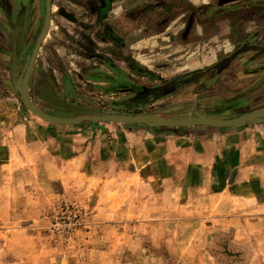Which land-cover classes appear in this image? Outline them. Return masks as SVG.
Returning a JSON list of instances; mask_svg holds the SVG:
<instances>
[{"label": "rangeland", "instance_id": "374dc122", "mask_svg": "<svg viewBox=\"0 0 264 264\" xmlns=\"http://www.w3.org/2000/svg\"><path fill=\"white\" fill-rule=\"evenodd\" d=\"M226 1L224 7L241 6L223 25L240 24L234 44L225 46L229 55L236 49L237 56L221 66L225 74L203 75L209 85L201 91V79L192 74L161 76L148 69L131 42L109 45L97 27L91 33L55 21L50 41L36 57L28 94L59 115L235 117L263 109L264 51L254 45H264V0ZM81 2L89 10L96 2L106 3ZM19 3L0 0V93L11 94L24 111L43 120L26 108L19 88L43 27L45 0H28L24 7ZM135 9L129 18L137 16ZM213 26L206 25V31L219 28ZM228 32L232 36L231 27ZM170 81L180 83L162 98L161 86ZM210 96L217 105L205 102ZM137 98L144 103L134 105ZM15 153L0 158V264H264V197L201 194L179 199L142 182L98 185L75 177V171L55 177L38 155Z\"/></svg>", "mask_w": 264, "mask_h": 264}, {"label": "crops", "instance_id": "0c3cea01", "mask_svg": "<svg viewBox=\"0 0 264 264\" xmlns=\"http://www.w3.org/2000/svg\"><path fill=\"white\" fill-rule=\"evenodd\" d=\"M81 1L51 0L50 26L38 57L50 41L49 32L55 21L91 33L99 31L98 35H103L109 45L124 46L131 42L141 62L147 61L144 64L148 69L161 76L165 73L192 74L195 79H201L199 91L209 85L208 76L203 80V75L225 74L221 66L231 56H237L236 49L229 55V48L225 46L229 41L234 44V32L236 35L240 24L231 21L223 25L231 12L235 17L240 13L241 6L224 7V0H151L145 5V0H105L106 3L96 2L90 10ZM27 2L20 0L19 5L24 7ZM134 9L137 16L129 18ZM92 11L95 16H91ZM209 24L213 27L219 24V28L208 33L206 25ZM101 26L104 34H100ZM128 26L134 31L129 33ZM94 27L96 31H91ZM228 27L232 29V36H229ZM162 29L167 34H162ZM147 31L148 34L141 36L140 33ZM134 34L137 36L133 40ZM142 42L145 45L142 46ZM254 47L264 51V45L255 42ZM173 81L159 87L162 90L159 96L168 95L169 88L180 83ZM10 95L0 93V158L11 155L12 151H23L27 156L38 155L47 173H55V177L64 175L63 171H75V177L98 182V185L142 182L152 191L179 199L201 194H225L251 200L264 197L263 116L235 126H164L146 122L92 124L86 121L63 124L31 116ZM29 97L33 104L50 113L33 101L31 94ZM208 101L209 105L218 104L211 96L205 98V102ZM141 103L144 102L137 98L134 105ZM185 117L189 115L172 118Z\"/></svg>", "mask_w": 264, "mask_h": 264}, {"label": "water", "instance_id": "95a60500", "mask_svg": "<svg viewBox=\"0 0 264 264\" xmlns=\"http://www.w3.org/2000/svg\"><path fill=\"white\" fill-rule=\"evenodd\" d=\"M50 15H51V0H45V18L43 27L36 39L35 45L32 49L28 64L24 71L21 83H20V97L23 104L35 115L43 118L44 120L51 123H75L81 121H102V122H113V123H128V122H146L150 124L164 125V126H185L191 124H206L212 126H235L240 123L246 122L252 118L264 117V109H257L246 112L235 117H220L213 118L212 116H193L185 118H168L153 113L146 114H116V113H84L79 115L71 114H51L37 107L30 100L28 94V82L32 69L39 52L41 42L45 37L49 26H50Z\"/></svg>", "mask_w": 264, "mask_h": 264}, {"label": "bare ground", "instance_id": "6f19581e", "mask_svg": "<svg viewBox=\"0 0 264 264\" xmlns=\"http://www.w3.org/2000/svg\"><path fill=\"white\" fill-rule=\"evenodd\" d=\"M264 109V108H263ZM244 114V113H243ZM193 117V116H192ZM213 118H220V117H215V116H212ZM190 118V117H189ZM76 123V122H75Z\"/></svg>", "mask_w": 264, "mask_h": 264}]
</instances>
